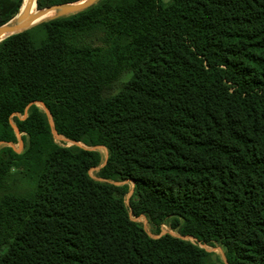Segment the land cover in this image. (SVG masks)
<instances>
[{"label": "trees", "instance_id": "obj_1", "mask_svg": "<svg viewBox=\"0 0 264 264\" xmlns=\"http://www.w3.org/2000/svg\"><path fill=\"white\" fill-rule=\"evenodd\" d=\"M0 143V264H264V0H99L4 38Z\"/></svg>", "mask_w": 264, "mask_h": 264}, {"label": "water", "instance_id": "obj_2", "mask_svg": "<svg viewBox=\"0 0 264 264\" xmlns=\"http://www.w3.org/2000/svg\"><path fill=\"white\" fill-rule=\"evenodd\" d=\"M34 1L35 0H23L17 14L6 23L0 25V41H2L4 38L12 34L29 29L50 18L66 16L84 10L92 6L99 0H80L72 3L56 4L41 9H39L37 5L38 10L36 12H32ZM36 4H37V0H36ZM53 9H58V13L56 15L49 16L41 21H38L41 17L46 16ZM13 19L15 20V22L9 25L8 23ZM51 123L53 125V121ZM54 131L55 129L53 130V132Z\"/></svg>", "mask_w": 264, "mask_h": 264}, {"label": "rangeland", "instance_id": "obj_3", "mask_svg": "<svg viewBox=\"0 0 264 264\" xmlns=\"http://www.w3.org/2000/svg\"><path fill=\"white\" fill-rule=\"evenodd\" d=\"M166 2H168L169 0H164ZM40 107L43 108L45 110V108L43 107L42 104H40ZM51 120V118H50ZM52 121V120H51ZM21 135L19 133V142L16 143V144H11L13 145L18 151H22L23 148H24V141L21 139ZM54 136H55V139L56 141L61 144V145H72L74 144L75 142L73 141H70L68 140L66 137L60 135L57 133V131L55 130L54 131ZM82 146H85L83 143H78ZM4 143H0V147L3 146ZM102 154V165L105 163L106 161V158H107V155H108V151L105 147L103 146H99V147H96ZM99 167L97 168H93L90 173L91 175L94 177V178H98L97 176V171H98ZM126 182V181H125ZM28 184H26V181H22L21 183V190L22 191H27L29 188H28ZM132 188H133V182H130V192L129 194L126 196V202L128 203V200H129V197L132 193ZM135 220L137 221H140L143 226L145 227V229L153 236V237H158L159 234H156L154 232V228L152 226V224L149 222V220L145 217V216H141V217H133ZM165 232H171L173 234H177L176 231L172 230L169 226H166V227H162V230H161V233L160 234H163ZM189 239H191L192 241H195L194 238H190V237H187ZM203 247L207 248L209 251L212 252V258H211V264H228L227 262V259H226V250L223 246L219 245V244H216L215 246H208V245H203Z\"/></svg>", "mask_w": 264, "mask_h": 264}, {"label": "bare ground", "instance_id": "obj_4", "mask_svg": "<svg viewBox=\"0 0 264 264\" xmlns=\"http://www.w3.org/2000/svg\"><path fill=\"white\" fill-rule=\"evenodd\" d=\"M38 10V8H37V4H36V0L34 1V5H33V7H32V12H36ZM58 13V9H53V10H51L46 16H44V17H41L38 21H41V20H43L44 18H46V17H49V16H54V15H56ZM15 22V20L13 19V20H11L8 24L10 25V24H13Z\"/></svg>", "mask_w": 264, "mask_h": 264}, {"label": "built area", "instance_id": "obj_5", "mask_svg": "<svg viewBox=\"0 0 264 264\" xmlns=\"http://www.w3.org/2000/svg\"><path fill=\"white\" fill-rule=\"evenodd\" d=\"M164 227H166V225H163ZM193 242H196V240L195 241H193ZM201 246H203V245H201Z\"/></svg>", "mask_w": 264, "mask_h": 264}]
</instances>
